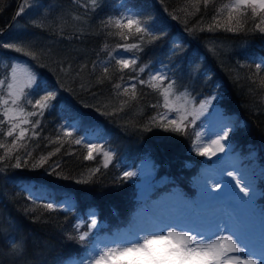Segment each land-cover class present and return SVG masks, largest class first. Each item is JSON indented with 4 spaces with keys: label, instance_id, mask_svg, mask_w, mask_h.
I'll list each match as a JSON object with an SVG mask.
<instances>
[{
    "label": "trees",
    "instance_id": "trees-1",
    "mask_svg": "<svg viewBox=\"0 0 264 264\" xmlns=\"http://www.w3.org/2000/svg\"><path fill=\"white\" fill-rule=\"evenodd\" d=\"M232 2L210 0L205 8L200 0L196 11V0H98L95 7L91 0H27L26 5L25 0H0V80L11 76L13 63L23 61L37 77L30 98L33 104L46 92L56 93L42 116L27 117L40 121L35 128L38 135H32L31 124L21 125L29 131L21 142L24 147L13 155L21 156L22 165L27 159V166L11 167L14 159L0 162V264L81 261L89 251L94 252L102 236L113 238L162 192L177 187L188 191L183 192L187 200L188 195L198 194L195 181L208 172L200 167L203 156L194 145L203 119L190 116L179 133L156 126L145 130L151 117L166 111L161 107L160 92L149 83H139L152 82L154 67H164V83L173 81L176 90L187 91L196 102L214 97L229 117L230 135L225 142L234 149L226 158H234L232 152L237 151L238 164L255 170L246 181H252L257 191L263 223L258 229L264 231V85L260 83L264 71L254 76L258 56H264V33L253 30L259 18L254 21L250 10L246 18L237 16L231 23L227 10L218 14L223 5ZM22 5L26 10L17 15ZM129 15L145 22L151 35L160 38L149 43L148 36L141 43L137 35L124 30L128 35L124 40L115 29L105 27L109 17ZM236 19L241 20L243 30L227 31V27H236ZM215 24L224 27L207 30ZM6 43L34 52L36 58L4 48ZM132 43L140 44V50L129 51L137 63L119 71L115 59L123 48L117 45ZM84 65L87 67L82 68ZM105 66L110 79L98 83ZM116 83L121 84L119 90L113 87ZM133 83L135 100L130 99ZM125 87L128 95L122 94ZM6 93V84L0 86V96L6 98ZM124 100L129 103L120 111ZM24 106L25 115L35 110L32 104ZM4 107L0 105V118ZM68 122L103 128L113 151L107 168L101 154L84 159L87 149L74 143L79 133L63 137L62 126ZM0 127L6 131L8 124ZM11 139L0 133V142L10 143ZM57 147L60 152L48 164L32 168ZM26 152L32 156L26 157ZM144 160L152 162L156 178L167 180L143 199L138 176L124 179L123 172L135 171ZM55 163L60 165L56 170L60 175L51 174ZM30 189L39 197H30ZM68 197L75 200L70 209L43 207ZM92 213L99 222L97 230L89 225ZM85 232L88 236L81 242L78 237Z\"/></svg>",
    "mask_w": 264,
    "mask_h": 264
},
{
    "label": "snow or ice",
    "instance_id": "snow-or-ice-1",
    "mask_svg": "<svg viewBox=\"0 0 264 264\" xmlns=\"http://www.w3.org/2000/svg\"><path fill=\"white\" fill-rule=\"evenodd\" d=\"M98 0H91L93 7L97 5ZM205 8L210 3V0H202ZM27 0H25V5ZM200 0H196V3L193 5L196 11H199ZM25 6L22 5L17 12V15L23 14L25 12ZM224 10H227L228 13V22L231 23L232 20L239 17H247V13L250 10L252 18L255 21L259 18V22L254 24L253 30H258L260 33H264V0H233L230 4L223 5L219 10L218 14L222 13ZM176 18V17H173ZM216 17H213L215 20ZM105 27L115 29L116 35H119L122 39L127 40L128 35L125 34L124 30H128L129 34H135L139 37L141 43L145 41V37L151 36V40L148 42L155 41L160 37L151 35V28L142 20L128 16V17H109L105 23ZM224 27L222 24L209 25L208 31H213L214 28ZM134 29V33L132 30ZM203 30V29H201ZM229 32H237L243 30V24L240 19H236V27H227ZM109 35H113L112 32H109ZM4 48L14 49L16 52H25V55H30L34 59L36 58V53L27 52L23 48L18 47L14 44H3ZM118 48H123L126 52L133 49L140 50V44H119ZM115 59V57H112ZM115 63L119 66V71L130 68L132 65H136V59H127L119 58L115 59ZM87 65L82 66L86 68ZM95 67V65H93ZM256 73L254 76L259 75L260 72L264 71V61L256 64ZM17 69L13 67L11 69V76L7 77L5 80H0V86L6 84L7 93L6 98L0 96V105L5 106L2 118H0V125L8 124L7 130L5 131L3 127H0V133L3 134L5 138L11 137V142L6 141L0 142V149L3 150V154L0 155V162L15 160L14 164H11V167L21 168L22 166H27V159L24 160L22 165L21 156L13 155L18 149L24 147L21 143L29 129L22 127L21 125L31 124L33 129L32 135H38L35 132V128L39 125L40 121L36 120L35 122L29 120L27 117L31 116H42L44 111L51 107V101L55 98V92H46L39 99L35 100L33 104L32 101H28L29 104H32L34 111L28 112L25 115V110L20 106L19 101L24 95L25 88H31L35 82V77L31 72L27 73V80L22 85L17 84L16 78ZM140 71H144L143 68ZM109 67L105 66L103 68V79L98 78V83H103L104 79H110L108 76ZM79 75V73H78ZM254 77H250L253 79ZM167 80V76L164 74H153L150 77V81L146 82L140 80V84L149 83V87L154 90H158L160 95L163 97V104L161 107L166 109V111L158 112L157 115L150 118L149 126H146L145 130H150L151 126L164 128L165 131L172 132H182L186 127L184 123L188 115L186 107L184 105L176 106L174 103H171L169 100L170 95L173 92V81H169L166 86L164 82ZM260 83L264 85V79H261ZM83 87V85H82ZM113 87L117 90L121 88V84L116 83ZM132 89V94L130 96L131 100L136 99L135 88L136 84L133 83L130 85ZM129 88L125 87L123 89V95H128ZM179 100V97L176 98ZM129 103L128 100L121 101L120 111H123L124 106ZM153 108H156L157 105H152ZM201 110L204 108V104H201ZM172 113H176L175 116ZM115 114V113H113ZM74 125L62 126L63 137L72 138L73 137ZM230 135V130L226 127L222 130V134L217 135L216 139L210 141L209 144L198 145L197 152L201 156H215L218 152H224L225 150V141L228 140ZM197 139L199 140V134H197ZM59 140V137H58ZM74 143L77 145H82L87 149V155L84 156L85 160L94 159V152H103L104 164L103 167L107 168L109 162L112 160V154L110 151H104L103 146L95 142L89 141L86 138H75ZM62 146V145H61ZM60 152V147L55 149V152L48 153V156H41L40 159L32 164V168H43L48 164L49 158L56 153ZM26 157H31V152L25 153ZM60 168L59 163H55L52 166V173L60 175L56 170ZM95 171H99L96 169ZM137 173L134 171H125L123 172L124 179H131L136 176ZM229 176H233V173H228ZM66 178V177H65ZM235 185L239 189L240 193H243L245 197L249 196L250 188L246 187L241 179L234 177ZM80 182V181H78ZM214 188L218 187L213 185ZM31 197V193L29 194ZM44 208L48 210H55L57 207L54 203H46L43 205ZM77 228L80 225H76ZM90 227H97V220L93 217L90 221ZM229 234H224L221 226H217V232L209 239H205L202 234H192L190 231H178L174 226L168 227L166 230L158 233H147L143 236H137L136 239L129 241L126 244H115L114 246H105L102 249H99L93 256L90 264H257L255 259L251 258L249 254V248L238 239L237 234L232 230H228ZM88 233L85 232L81 234L78 239L82 242L86 239ZM13 248L17 250V253L21 252V249L18 245H13ZM259 264H264V259H260Z\"/></svg>",
    "mask_w": 264,
    "mask_h": 264
},
{
    "label": "rangeland",
    "instance_id": "rangeland-1",
    "mask_svg": "<svg viewBox=\"0 0 264 264\" xmlns=\"http://www.w3.org/2000/svg\"><path fill=\"white\" fill-rule=\"evenodd\" d=\"M131 16V15H129ZM120 17V16H119ZM127 58L129 60L135 59L129 51L118 52L119 58ZM264 59L263 55L258 56V62L261 63ZM15 67L17 84L22 86L27 80V73L31 72L35 77V82L31 88L24 89V95L19 101L21 107L25 108V104L30 101L31 94L33 95L34 88L37 85V77L33 69L23 61H17L12 64V68ZM153 74H164L165 68L159 67L151 69ZM151 75V76H152ZM164 83L163 86H166ZM179 97V100L176 98ZM171 103L176 106L184 105L194 119L202 118V124L198 131L200 139H196L194 145L209 144L211 140L216 139L217 135L222 134V130L225 129L230 120L216 104L214 97H208L200 102H196L195 98L187 91H178L173 86V92L169 97ZM29 104V103H28ZM201 104H204V108L201 110ZM173 116L176 113H172ZM187 118V120H188ZM74 125L73 134L79 133V138H86L89 141L95 142L103 146L104 151H110L113 159V151L108 145V138L105 137L106 133H102L103 128L100 125H80L75 122H68L64 126ZM81 130V131H80ZM225 143L224 152H218L215 156H211L212 163L211 169L208 170L207 175L201 179L200 177L195 181L198 186V195L196 198H200L203 204V210L200 211L196 206L191 208L190 200H187L186 195L179 188H173L162 192L157 199L153 200L149 206L137 215L134 222L128 225L126 228L119 230L117 234L111 238L110 236H102L97 244V248L93 251H89L87 257L83 260L71 259L64 264H90L94 254L105 246H114L115 244H126L131 240L137 238V236H143L147 233H158L166 230L168 227L174 226L178 231H182L177 226L179 223H186L189 225H196L204 229L203 232H194L192 234H202L205 239L211 238L217 232V226H221L224 234H229L228 230H232L237 234L238 239L241 240L246 246L250 248L259 249L264 255V231L259 232L258 227H262L263 223L260 222L259 204L257 203L258 195L252 187V181L249 180L248 174H254V169H246L238 164L237 151L232 152L234 158H226L228 151L234 149L233 145ZM101 154L104 160L103 152H94L93 155ZM112 161V160H111ZM110 161V162H111ZM104 162V161H103ZM109 162V163H110ZM221 167L224 175H220L215 169ZM126 171H130L127 170ZM138 176L137 185L139 188V194L142 198H146V195L154 190L155 186L161 185L167 179L156 178L152 170V162L150 160H144L140 163L139 167L134 171ZM233 173V176H229L228 173ZM239 178L246 187L250 188L249 196L245 197L243 193L239 192V189L235 185V179ZM213 185L218 187L214 188ZM34 197H39L33 189L29 190V194ZM75 200L73 198L58 199L54 204L57 207L70 209L74 205ZM96 219L95 213L91 214L92 218ZM97 220V219H96ZM260 222V223H259ZM90 225V224H89ZM99 228V222L97 220V227L93 228L97 230ZM129 229V230H127ZM211 229V230H209ZM127 230V231H126ZM192 232V231H191ZM250 251V249H249ZM249 254H251L249 252ZM252 255V254H251ZM252 259L259 264V257L251 256Z\"/></svg>",
    "mask_w": 264,
    "mask_h": 264
}]
</instances>
